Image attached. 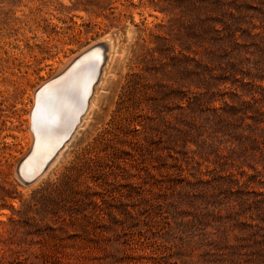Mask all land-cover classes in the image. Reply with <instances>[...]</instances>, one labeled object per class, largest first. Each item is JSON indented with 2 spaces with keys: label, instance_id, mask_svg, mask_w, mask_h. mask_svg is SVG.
Returning a JSON list of instances; mask_svg holds the SVG:
<instances>
[{
  "label": "rangeland",
  "instance_id": "1",
  "mask_svg": "<svg viewBox=\"0 0 264 264\" xmlns=\"http://www.w3.org/2000/svg\"><path fill=\"white\" fill-rule=\"evenodd\" d=\"M107 33L96 105L22 184L34 89ZM0 264H264V0H0Z\"/></svg>",
  "mask_w": 264,
  "mask_h": 264
},
{
  "label": "bare ground",
  "instance_id": "2",
  "mask_svg": "<svg viewBox=\"0 0 264 264\" xmlns=\"http://www.w3.org/2000/svg\"><path fill=\"white\" fill-rule=\"evenodd\" d=\"M118 43V35L105 34L101 39L64 59L54 75L36 86L32 93V103L26 113L27 148L18 158L14 172L22 184H33L42 177L66 148L68 141L64 142L73 137L71 133H74L77 126L81 127L83 120L88 118L97 101V86L94 88V84L103 79L110 61L118 53ZM82 53L84 55L74 61ZM45 89L52 94L54 105L53 114L49 117L51 131L47 136H41L37 142L32 114L37 97ZM23 180L31 181L26 183Z\"/></svg>",
  "mask_w": 264,
  "mask_h": 264
},
{
  "label": "snow or ice",
  "instance_id": "3",
  "mask_svg": "<svg viewBox=\"0 0 264 264\" xmlns=\"http://www.w3.org/2000/svg\"><path fill=\"white\" fill-rule=\"evenodd\" d=\"M53 108L52 94L45 89L37 97L36 106L32 114L33 131L37 133V142L40 141L41 136H47L51 131L49 117L53 114Z\"/></svg>",
  "mask_w": 264,
  "mask_h": 264
},
{
  "label": "water",
  "instance_id": "4",
  "mask_svg": "<svg viewBox=\"0 0 264 264\" xmlns=\"http://www.w3.org/2000/svg\"><path fill=\"white\" fill-rule=\"evenodd\" d=\"M83 55H84V53L79 54V55L74 59V61H75L76 59H80ZM23 181L26 182V183H28V181H31V180H23Z\"/></svg>",
  "mask_w": 264,
  "mask_h": 264
}]
</instances>
